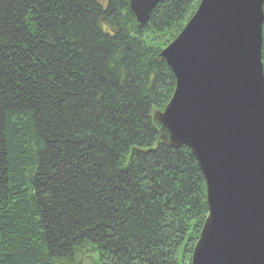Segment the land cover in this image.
Instances as JSON below:
<instances>
[{
  "label": "trees",
  "instance_id": "1",
  "mask_svg": "<svg viewBox=\"0 0 264 264\" xmlns=\"http://www.w3.org/2000/svg\"><path fill=\"white\" fill-rule=\"evenodd\" d=\"M199 2L0 0V264H191L206 182L154 113Z\"/></svg>",
  "mask_w": 264,
  "mask_h": 264
},
{
  "label": "water",
  "instance_id": "2",
  "mask_svg": "<svg viewBox=\"0 0 264 264\" xmlns=\"http://www.w3.org/2000/svg\"><path fill=\"white\" fill-rule=\"evenodd\" d=\"M161 0H129L143 26ZM264 0H201L159 54L175 90L154 114L161 138L188 146L208 216L191 264H264Z\"/></svg>",
  "mask_w": 264,
  "mask_h": 264
}]
</instances>
